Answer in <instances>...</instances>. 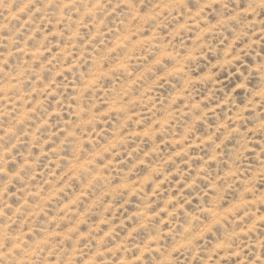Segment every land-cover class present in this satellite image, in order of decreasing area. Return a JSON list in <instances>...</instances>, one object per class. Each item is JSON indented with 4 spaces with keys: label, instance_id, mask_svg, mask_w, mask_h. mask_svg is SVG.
<instances>
[{
    "label": "clouds",
    "instance_id": "1",
    "mask_svg": "<svg viewBox=\"0 0 264 264\" xmlns=\"http://www.w3.org/2000/svg\"><path fill=\"white\" fill-rule=\"evenodd\" d=\"M0 264H264V0H0Z\"/></svg>",
    "mask_w": 264,
    "mask_h": 264
}]
</instances>
